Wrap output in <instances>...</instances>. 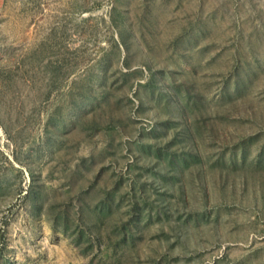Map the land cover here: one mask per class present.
Listing matches in <instances>:
<instances>
[{"label":"rangeland","instance_id":"1","mask_svg":"<svg viewBox=\"0 0 264 264\" xmlns=\"http://www.w3.org/2000/svg\"><path fill=\"white\" fill-rule=\"evenodd\" d=\"M0 264H264V0H0Z\"/></svg>","mask_w":264,"mask_h":264}]
</instances>
